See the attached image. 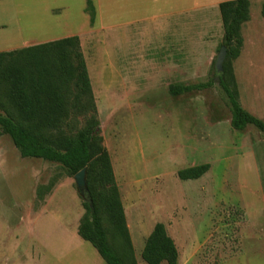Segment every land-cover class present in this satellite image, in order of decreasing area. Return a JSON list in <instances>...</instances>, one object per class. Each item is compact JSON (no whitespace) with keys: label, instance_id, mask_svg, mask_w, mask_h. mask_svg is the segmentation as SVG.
<instances>
[{"label":"rangeland","instance_id":"1","mask_svg":"<svg viewBox=\"0 0 264 264\" xmlns=\"http://www.w3.org/2000/svg\"><path fill=\"white\" fill-rule=\"evenodd\" d=\"M87 1L0 0V52L80 37L137 264L157 223L179 264H264V134L231 127L214 67L226 0H92L93 24ZM250 2L233 68L242 106L264 120V0ZM203 163L201 178L178 177ZM84 200L74 175L22 157L0 128V264H106L78 235Z\"/></svg>","mask_w":264,"mask_h":264},{"label":"trees","instance_id":"2","mask_svg":"<svg viewBox=\"0 0 264 264\" xmlns=\"http://www.w3.org/2000/svg\"><path fill=\"white\" fill-rule=\"evenodd\" d=\"M223 27L222 46L227 54L219 87L231 111V127L242 131L252 126L264 134V120L245 109L233 63L244 46L242 30L251 18L250 0L219 3ZM86 12L95 22L96 10L87 1ZM264 16V2L261 8ZM214 80L172 84L173 96L202 91ZM80 118L84 125L80 126ZM0 128L22 157L61 164L69 174L86 168L87 197L78 226L79 236L92 244L106 264H137L110 154L103 144L101 122L86 58L78 35L0 52ZM211 168L209 163L178 171L181 180H197ZM110 232L121 242L117 251ZM147 264H179L176 242L164 223H157L142 250Z\"/></svg>","mask_w":264,"mask_h":264},{"label":"water","instance_id":"3","mask_svg":"<svg viewBox=\"0 0 264 264\" xmlns=\"http://www.w3.org/2000/svg\"><path fill=\"white\" fill-rule=\"evenodd\" d=\"M226 54H227V48L226 46H222L220 48V51L216 57L215 60V71L217 74H222L223 72V64L226 59ZM75 181L77 185V189L80 193V195L84 198L87 197V186H86V168L82 169L80 172H78L75 176Z\"/></svg>","mask_w":264,"mask_h":264},{"label":"crops","instance_id":"4","mask_svg":"<svg viewBox=\"0 0 264 264\" xmlns=\"http://www.w3.org/2000/svg\"><path fill=\"white\" fill-rule=\"evenodd\" d=\"M67 230V229H66ZM67 232H68V230H67ZM79 235V234H78ZM80 237V236H79ZM81 238V237H80ZM82 239V238H81ZM83 240V239H82ZM65 248H67L66 249V251H68L69 250V245H66V247Z\"/></svg>","mask_w":264,"mask_h":264}]
</instances>
